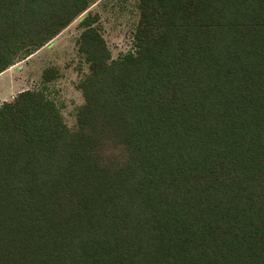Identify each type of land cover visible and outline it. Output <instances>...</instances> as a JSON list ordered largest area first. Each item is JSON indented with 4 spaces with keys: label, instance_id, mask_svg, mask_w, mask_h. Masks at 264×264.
I'll return each instance as SVG.
<instances>
[{
    "label": "trees",
    "instance_id": "16d2710c",
    "mask_svg": "<svg viewBox=\"0 0 264 264\" xmlns=\"http://www.w3.org/2000/svg\"><path fill=\"white\" fill-rule=\"evenodd\" d=\"M92 1L0 0V73ZM136 12L116 59L81 22L73 129L41 89L0 104V264H264V0Z\"/></svg>",
    "mask_w": 264,
    "mask_h": 264
},
{
    "label": "rangeland",
    "instance_id": "374dc122",
    "mask_svg": "<svg viewBox=\"0 0 264 264\" xmlns=\"http://www.w3.org/2000/svg\"><path fill=\"white\" fill-rule=\"evenodd\" d=\"M86 17L94 20L92 24L104 39L111 59L134 48L136 0H93L48 44L0 73V104L11 102L20 91L41 89L56 102L68 128H74L75 111L83 103L77 85L88 73L77 47L80 24ZM50 68L56 70L57 77L45 83L42 75Z\"/></svg>",
    "mask_w": 264,
    "mask_h": 264
}]
</instances>
